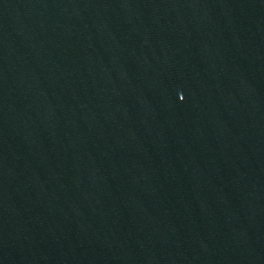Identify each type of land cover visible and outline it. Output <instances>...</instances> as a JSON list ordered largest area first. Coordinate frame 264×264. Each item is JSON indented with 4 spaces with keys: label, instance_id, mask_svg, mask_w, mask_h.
I'll return each mask as SVG.
<instances>
[{
    "label": "water",
    "instance_id": "1",
    "mask_svg": "<svg viewBox=\"0 0 264 264\" xmlns=\"http://www.w3.org/2000/svg\"><path fill=\"white\" fill-rule=\"evenodd\" d=\"M0 264H264V0H0Z\"/></svg>",
    "mask_w": 264,
    "mask_h": 264
}]
</instances>
